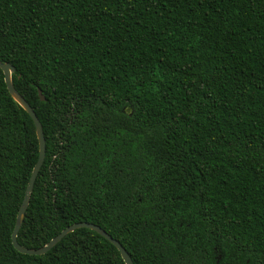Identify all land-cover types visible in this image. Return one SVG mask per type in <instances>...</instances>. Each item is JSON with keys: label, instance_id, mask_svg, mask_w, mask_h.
Wrapping results in <instances>:
<instances>
[{"label": "trees", "instance_id": "obj_1", "mask_svg": "<svg viewBox=\"0 0 264 264\" xmlns=\"http://www.w3.org/2000/svg\"><path fill=\"white\" fill-rule=\"evenodd\" d=\"M0 61L46 140L20 244L264 264V0H0ZM38 157L0 68V264H126L14 246Z\"/></svg>", "mask_w": 264, "mask_h": 264}, {"label": "water", "instance_id": "obj_2", "mask_svg": "<svg viewBox=\"0 0 264 264\" xmlns=\"http://www.w3.org/2000/svg\"><path fill=\"white\" fill-rule=\"evenodd\" d=\"M0 68H2L4 74H5V81L7 84V87L11 93V95L14 97V99L31 115L32 119L34 120L38 139H39V157L38 160L33 168L30 180L28 182L24 198L22 200L17 220L15 223V227L12 233V240L14 246L23 253L27 254H43L49 251L54 245H56L64 236H66L69 232L74 231L77 228L81 227H88L95 231H97L99 234L110 240L112 243H114L117 248L120 250L121 255L123 259L125 260L126 264H134L133 259L130 255V253L127 251V249L122 245V243L114 238L111 234H109L104 228H102L100 225L95 224L93 222L88 221H79L73 224L68 225L65 227L59 234L54 236L51 240H49L45 245L34 248V247H27L18 242L17 236L18 232L20 230V227L23 223L24 216L26 213V210L30 203L31 194L33 192L34 184L38 175V172L44 162L45 154H46V140L44 135L43 126L34 110V108L31 106V104L25 99V97L18 92V90L15 88L12 80V73L16 71L15 66L11 62H3L0 61ZM39 94L42 99H45L44 94L42 93V90L39 89Z\"/></svg>", "mask_w": 264, "mask_h": 264}]
</instances>
